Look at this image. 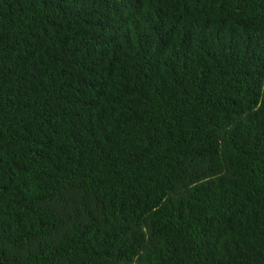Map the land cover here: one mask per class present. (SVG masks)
<instances>
[{"label":"trees","instance_id":"16d2710c","mask_svg":"<svg viewBox=\"0 0 264 264\" xmlns=\"http://www.w3.org/2000/svg\"><path fill=\"white\" fill-rule=\"evenodd\" d=\"M0 264H264V0H0Z\"/></svg>","mask_w":264,"mask_h":264}]
</instances>
